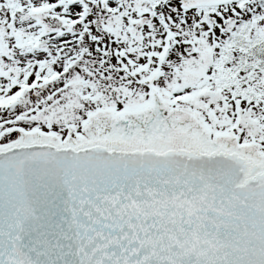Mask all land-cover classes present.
I'll list each match as a JSON object with an SVG mask.
<instances>
[{
  "label": "snow or ice",
  "instance_id": "6c2138e0",
  "mask_svg": "<svg viewBox=\"0 0 264 264\" xmlns=\"http://www.w3.org/2000/svg\"><path fill=\"white\" fill-rule=\"evenodd\" d=\"M0 264H264V0H0Z\"/></svg>",
  "mask_w": 264,
  "mask_h": 264
}]
</instances>
